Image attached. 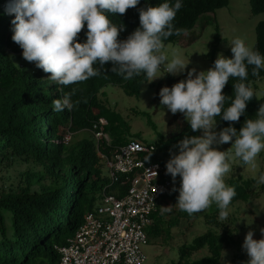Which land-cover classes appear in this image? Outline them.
<instances>
[{
	"label": "trees",
	"instance_id": "1",
	"mask_svg": "<svg viewBox=\"0 0 264 264\" xmlns=\"http://www.w3.org/2000/svg\"><path fill=\"white\" fill-rule=\"evenodd\" d=\"M164 2L174 4L175 0H140L137 7L128 9L124 15L107 13L113 24L124 26L118 39H127L140 27L141 8L158 6ZM248 2L252 15L264 14V0ZM10 3L11 0H0V169L19 159L41 169L22 174L15 187L0 188V264H58L60 255L57 248L65 245L67 239L74 235L85 214L95 209L103 194L121 198L129 188L128 184L109 186L110 179L98 155L100 150L111 157L122 146L121 134H111L110 137L107 127L106 134L111 139L109 146L98 143L95 137L78 140L76 135L92 130L100 118H109L110 128L118 129L115 124L119 120L117 117L113 118L99 100L105 87H121L127 96H136L148 82L145 73L130 80L123 79L111 71V62L106 63L103 68L99 64L94 66L100 69V75L68 86L52 82L48 78L50 73L44 74L42 70L29 72L17 67L10 55L17 51L16 43L12 40V20L15 19V14L8 11ZM181 3L182 7L173 24L186 31L180 36L169 37L165 45L179 41L195 28L202 17L226 7L229 0H181ZM86 33L85 24L78 42H86ZM256 34L253 50L264 56V21L258 24ZM198 37L192 35L189 43L195 42ZM252 68L253 66H248V78L245 82L250 83L253 88L254 83L264 77V69L260 70L258 76H253ZM185 78L187 76H164L153 85L155 98L161 101L159 93L163 87L171 88ZM237 82L239 78L229 79L223 89L226 97L234 99L233 85ZM66 94H71L73 108L54 111L53 101L63 99ZM231 99L226 101L225 107L230 104ZM261 104H264V94L262 98L255 95L247 103L245 113L238 122H228L217 117L216 126L221 130L232 126L239 132L247 119H257L256 113ZM167 129V140L155 144L156 153L151 157V162L164 167L173 155L179 154L178 144L185 136L199 135V131L191 130L180 112L172 116ZM167 198L159 202L157 211L152 215L153 223L148 229L149 243L157 239L168 241L172 237L171 229L177 220H167L161 209L162 206L169 205ZM170 209L169 215L182 216V212L174 206ZM208 218L213 220H207V223L215 224L217 229L221 228L217 215ZM223 229L221 234L210 232L200 239L198 248L184 246L177 264H218L222 244L235 246L230 230L226 227ZM206 241L214 258L190 262L191 255L203 250Z\"/></svg>",
	"mask_w": 264,
	"mask_h": 264
},
{
	"label": "clouds",
	"instance_id": "2",
	"mask_svg": "<svg viewBox=\"0 0 264 264\" xmlns=\"http://www.w3.org/2000/svg\"><path fill=\"white\" fill-rule=\"evenodd\" d=\"M139 3L140 0H11L8 11L15 14L12 40L22 48L26 61L34 62L37 68L50 73L48 78L52 82L64 86L100 75V69L94 66L99 64L103 68L108 62L113 65L111 71L125 80L145 73L147 82H152L163 76L158 75L162 67L165 74L181 73L189 64L181 51L173 49L171 58L164 51L169 37L186 31L173 24L182 7L181 0L141 8L140 27L127 39L119 40L124 26L113 24L107 13L124 15ZM85 24L87 39L80 43L78 36ZM231 52L232 58L218 54L209 70L197 73L193 68L186 80L171 88L163 87L159 93L161 105L173 114L182 113L193 132L202 131V135L185 136L178 144L179 154L166 164L173 181L181 177L176 205L193 215L215 203L221 221L227 219V209L237 195L235 188L227 186L224 180L231 162L239 160L256 168V157L264 150V104L256 113L257 119H247L239 132L232 126L215 131L217 117L238 122L247 103L254 98V89L245 82L248 66H253V76L264 69V56L247 46L244 39L234 38ZM230 78H239L233 85L234 99L223 94ZM229 99L231 102L225 107ZM73 106L71 94L53 101L56 112L71 110ZM227 143L231 147L226 151L215 147ZM149 171L155 177L158 175ZM256 182L264 184V174ZM261 233L264 236V229ZM253 235L249 231L242 245L250 258L247 264H264V238L256 240Z\"/></svg>",
	"mask_w": 264,
	"mask_h": 264
},
{
	"label": "rangeland",
	"instance_id": "3",
	"mask_svg": "<svg viewBox=\"0 0 264 264\" xmlns=\"http://www.w3.org/2000/svg\"><path fill=\"white\" fill-rule=\"evenodd\" d=\"M262 21H264V14L252 15L248 0H229L226 7L202 17L195 28L179 41L165 45L164 51L169 55V58H171L173 49L181 51L185 62L189 63L184 71L177 75L165 74L162 67L158 75L163 76L144 84L136 96H127L121 87H105L102 90V95L99 96V100L109 110L111 116L117 117L119 120L115 124L118 129L115 130L110 128L111 120L104 118L108 123L110 137H112L111 134L118 136L121 134L122 145L130 140H140L153 145L167 140L168 122L174 114L167 106L161 105L160 100L155 98L153 85L167 75L175 78L187 76V73L193 68L196 69L197 73L207 71L214 66L218 54L222 53L224 57L232 58L231 42L234 38L244 39L247 46L253 49L257 39L256 29ZM192 35L199 37L195 42L189 43ZM16 46L17 51L11 52L10 55L17 67L25 68L29 72L42 70L37 68L34 62L26 61L22 56V48L18 44ZM43 73L47 74L44 71ZM253 89L257 98L263 97L264 77L254 83ZM96 113L98 114L97 111ZM215 131L219 132L221 129L216 126ZM199 135H202V131H199ZM93 137L91 130L82 131L76 135L78 140L93 139ZM215 147L221 151H226L231 147V143ZM255 163L256 168H252L249 165H243L239 160L231 162V170L225 175L224 180L227 186L235 188L237 195L229 205L227 209L229 215L224 221L219 219V209L215 203L206 210L193 215L181 211L176 205L181 177H176L174 182L178 190L167 198L169 205L161 207L167 220L170 218L177 220L174 228L171 229L172 237L168 241L163 239L151 241L149 247L146 248V264H177L184 246L198 248L200 239L208 236L210 232L223 233V227L230 230L234 237L235 246L222 244V254L218 264H232L234 261L237 264H247L250 258L242 247L246 234L252 231L254 239L264 238L261 233V229H264V184L256 182L259 176L264 174V150L258 154ZM40 169L37 165L24 163L22 159L12 161L8 166L0 169V188L15 187L20 182L22 174L37 172ZM172 206L182 212V216L169 215ZM216 215L221 226L218 229L215 224L207 223V220H213L208 216L214 217ZM213 256L211 247L206 241L204 249L192 254L189 261L212 259Z\"/></svg>",
	"mask_w": 264,
	"mask_h": 264
},
{
	"label": "built area",
	"instance_id": "4",
	"mask_svg": "<svg viewBox=\"0 0 264 264\" xmlns=\"http://www.w3.org/2000/svg\"><path fill=\"white\" fill-rule=\"evenodd\" d=\"M107 126L105 119L100 118L91 132L98 143L109 146ZM154 153L155 145L139 140L119 147L111 157L98 150L109 186L128 184V191L121 198L103 194L95 209L85 214L74 235L57 248L58 264H146L152 215L163 198L178 190L166 167L151 162ZM149 170L158 175H151Z\"/></svg>",
	"mask_w": 264,
	"mask_h": 264
}]
</instances>
